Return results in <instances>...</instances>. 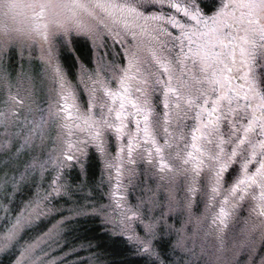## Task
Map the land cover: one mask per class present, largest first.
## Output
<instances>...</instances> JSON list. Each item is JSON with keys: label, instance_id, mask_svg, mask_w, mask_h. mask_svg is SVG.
<instances>
[{"label": "snow or ice", "instance_id": "6c2138e0", "mask_svg": "<svg viewBox=\"0 0 264 264\" xmlns=\"http://www.w3.org/2000/svg\"><path fill=\"white\" fill-rule=\"evenodd\" d=\"M21 6L0 0L5 14ZM23 6L27 27L0 29V264H63L51 246L81 219L119 229L127 264H264V0ZM103 32L122 59L77 56L76 75L65 71L76 37L95 44ZM36 44L57 97L47 110L33 78L3 66ZM125 179L144 186L134 206L119 194ZM107 255L92 264H114Z\"/></svg>", "mask_w": 264, "mask_h": 264}, {"label": "rangeland", "instance_id": "374dc122", "mask_svg": "<svg viewBox=\"0 0 264 264\" xmlns=\"http://www.w3.org/2000/svg\"><path fill=\"white\" fill-rule=\"evenodd\" d=\"M29 0H21L22 6L10 13L0 12V29H8V30H23L27 27L28 22L31 16V10L23 5H26ZM123 39V37H121ZM75 47L77 49L76 52L72 54L71 57L65 55V59L62 61L64 65L65 71L71 72L73 76L76 75L77 65H74L73 61L78 56L82 62H84L89 67H95L96 63L99 62L101 64H106L110 61H119L123 57V46L120 42L116 41L113 36L109 35L106 32L100 34V36L96 39L95 44L93 41L85 36L76 37ZM82 48L83 53H79L78 50ZM8 72H10L13 78L18 75H26L33 78L35 84V99L39 103V107L47 110L49 104L54 103L57 99L55 92L53 89V83L50 79V76L45 71L44 61L41 59V49L39 44L34 45L32 48L25 47L21 52L20 49H16L14 53L10 54V56L5 57L4 65ZM56 132L53 129L52 137L55 138ZM51 147V145H49ZM91 171L95 172L96 175H99L98 169L94 166ZM125 188L121 189L119 194L125 195L127 198L128 205H136L138 203L139 198L142 195L143 185H140L138 182L133 185L129 184L127 179L124 181ZM155 185H153L154 187ZM44 187H47V181L44 182ZM106 189H109V186L106 184ZM35 191V190H34ZM107 203V198L103 201ZM71 204L64 205V208L67 209L71 207ZM205 210V201L201 200L199 203L198 214H203ZM65 211L64 213H66ZM211 214V210H209V217ZM66 215V214H65ZM67 216V215H66ZM60 217L56 216L55 219H48L45 221V225H42V230H47V228H51L52 225L56 224V221L59 220ZM183 222V218L174 215L173 219L169 221V223H175L176 227L180 226V223L177 221ZM104 227V226H102ZM106 231L111 232L112 234L120 235L119 229L114 233L111 228H105ZM59 236L57 239L60 241V245H63L62 249L58 248L56 244H53L52 247V256L54 258L60 259L65 257L64 260H69L66 264H78V262H82V264H92V257L90 255V251H88V246H83L84 250H79L81 246L76 241V244L73 243L71 239L72 229L71 228H60ZM238 232V228L235 229ZM233 231L230 230L229 238L231 239L233 235ZM202 236V234H201ZM125 237V236H123ZM174 238V237H173ZM70 242V244H69ZM259 244V241H257ZM70 246L74 249H70ZM94 249V248H92ZM166 252L168 251L165 248ZM73 254H78L79 252L83 253L82 260L79 257H71V255H67L69 252ZM60 257V258H59ZM88 257V258H86ZM237 258L239 259V264H243V256L242 254H238ZM175 259V257H173ZM63 260V261H64Z\"/></svg>", "mask_w": 264, "mask_h": 264}, {"label": "trees", "instance_id": "16d2710c", "mask_svg": "<svg viewBox=\"0 0 264 264\" xmlns=\"http://www.w3.org/2000/svg\"><path fill=\"white\" fill-rule=\"evenodd\" d=\"M78 52L80 54L83 53V49L80 48ZM65 214L70 215L69 212L64 213V215ZM66 228H71L73 230L70 239L73 243L76 244L77 241L79 246H89V244L93 246L92 248L94 249L90 251V255L102 249L108 254L107 259L113 261L114 264H122V262L127 264V262L134 261L135 259L129 251V242L126 238L106 231L98 220L81 219L79 221H74ZM96 245H99L100 249H97L95 247ZM70 249L74 248L70 246ZM83 255L84 252H79L78 254H72L71 257H79L82 260ZM68 261V259L64 260L63 264H66Z\"/></svg>", "mask_w": 264, "mask_h": 264}]
</instances>
